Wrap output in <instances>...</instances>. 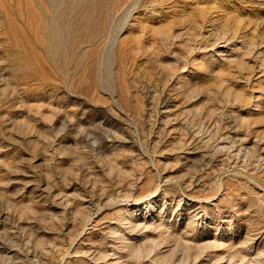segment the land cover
I'll use <instances>...</instances> for the list:
<instances>
[{
    "label": "rangeland",
    "instance_id": "obj_1",
    "mask_svg": "<svg viewBox=\"0 0 264 264\" xmlns=\"http://www.w3.org/2000/svg\"><path fill=\"white\" fill-rule=\"evenodd\" d=\"M0 264H264V0H0Z\"/></svg>",
    "mask_w": 264,
    "mask_h": 264
}]
</instances>
